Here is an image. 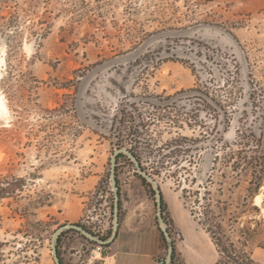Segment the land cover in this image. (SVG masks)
I'll use <instances>...</instances> for the list:
<instances>
[{
	"label": "rangeland",
	"instance_id": "374dc122",
	"mask_svg": "<svg viewBox=\"0 0 264 264\" xmlns=\"http://www.w3.org/2000/svg\"><path fill=\"white\" fill-rule=\"evenodd\" d=\"M2 97L0 264H100L157 189L166 259L264 264V0H0Z\"/></svg>",
	"mask_w": 264,
	"mask_h": 264
},
{
	"label": "crops",
	"instance_id": "0c3cea01",
	"mask_svg": "<svg viewBox=\"0 0 264 264\" xmlns=\"http://www.w3.org/2000/svg\"><path fill=\"white\" fill-rule=\"evenodd\" d=\"M162 196L166 203L163 191ZM142 204L143 207L126 209L116 236L106 246V256L100 264H158V260L166 259V244L155 222V211L148 210L146 202ZM187 230L188 236L182 231L184 244H175L180 264H214L215 252L210 238L204 246H200L202 235L196 228Z\"/></svg>",
	"mask_w": 264,
	"mask_h": 264
},
{
	"label": "trees",
	"instance_id": "16d2710c",
	"mask_svg": "<svg viewBox=\"0 0 264 264\" xmlns=\"http://www.w3.org/2000/svg\"><path fill=\"white\" fill-rule=\"evenodd\" d=\"M217 106H218V109L219 110H223V106L221 105V103H217L216 104ZM132 130L131 129H129V132H131ZM132 133V132H131ZM133 135H135V134H133ZM128 153L130 154V156L133 158V159H135V161H138V159H137V156L134 154V152L133 151H128ZM241 154V153H240ZM240 154H238V155H240ZM242 155V154H241ZM241 155H240V159L241 160H245L246 158H244V157H242L241 158ZM119 157H121V156H118V158ZM138 168H139V170H141V168L138 166ZM251 168H253V167H251ZM233 169H234V171H238V169H239V164H234L233 165ZM253 173L254 174H256V171H253ZM140 179H141V181H142V183H143V185L145 186L146 184V180L144 179V178H142L141 176H140ZM257 179V178H256ZM250 183V185L251 186H255L254 187V189H258L259 188V182L257 183L255 180H252L251 182H249ZM117 193H118V195H119V188L117 189ZM248 191H250V192H252V190H250V188H248ZM157 192H158V195L160 196V204H161V214H162V216L163 215H165L166 214V204H165V202H164V200H163V196H162V193L160 192V190L159 189H157ZM118 205H119V211L121 210V205H120V203L118 202ZM119 216V215H118ZM118 219H119V217H118ZM165 220V219H164ZM215 225V224H214ZM216 227H214V228H220L219 226H217V225H215ZM208 232H209V234H210V237H211V239H212V241L214 242V244L218 247V249H219V251H220V254L222 255V256H224V254L225 253H227L226 252V250H225V248L222 246V242L220 241V238H217L216 237V233L212 230V229H208ZM62 234V233H61ZM61 234L58 236V238H57V246H58V244H59V241H60V237H61ZM162 238L164 239V243L166 244V240H165V238H164V235H163V233H162ZM175 252H176V250H175V247L173 246V253H172V256H171V264H174V256H175ZM57 256L59 257L60 255H59V252L57 251ZM230 259H232V258H230ZM59 260H60V262H61V258L59 257ZM232 263L231 264H239L238 263V261L237 260H234V259H232Z\"/></svg>",
	"mask_w": 264,
	"mask_h": 264
},
{
	"label": "water",
	"instance_id": "95a60500",
	"mask_svg": "<svg viewBox=\"0 0 264 264\" xmlns=\"http://www.w3.org/2000/svg\"><path fill=\"white\" fill-rule=\"evenodd\" d=\"M115 178V177H114ZM113 182L115 183V179L113 180ZM115 204H114V217L117 221V218H118V211H119V205H118V195H117V191H116V196H115ZM160 196L158 195V192H157V204H156V207H157V215H158V221H159V225L161 226V231L165 237V239L167 238V233H166V226L165 224L163 223V220H162V217H161V204H160ZM69 227H75V226H69ZM63 229H65V227H62L59 229L58 231V234L60 233V231H62ZM116 233L117 232H114V235L112 236V238H114L116 236ZM112 238L109 240V242L112 240ZM168 259H167V264H170V256L172 254V251H173V247L171 244H169L168 246ZM53 254H54V257L55 259L57 260V264H59V261H58V258H57V251L56 249L53 247Z\"/></svg>",
	"mask_w": 264,
	"mask_h": 264
},
{
	"label": "built area",
	"instance_id": "2783aa9c",
	"mask_svg": "<svg viewBox=\"0 0 264 264\" xmlns=\"http://www.w3.org/2000/svg\"><path fill=\"white\" fill-rule=\"evenodd\" d=\"M104 249V245L98 244L94 247V249L92 250L91 254L93 257H100L103 253ZM158 264H167V259H160L158 260Z\"/></svg>",
	"mask_w": 264,
	"mask_h": 264
},
{
	"label": "bare ground",
	"instance_id": "6f19581e",
	"mask_svg": "<svg viewBox=\"0 0 264 264\" xmlns=\"http://www.w3.org/2000/svg\"><path fill=\"white\" fill-rule=\"evenodd\" d=\"M7 110H8L7 106H6L5 101L3 100V97H2V98H0V112L1 113H7Z\"/></svg>",
	"mask_w": 264,
	"mask_h": 264
}]
</instances>
